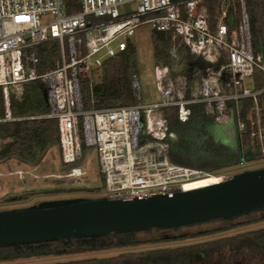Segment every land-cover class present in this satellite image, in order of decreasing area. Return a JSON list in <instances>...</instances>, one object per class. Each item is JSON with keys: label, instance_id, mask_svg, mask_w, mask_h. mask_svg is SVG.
<instances>
[{"label": "built area", "instance_id": "built-area-1", "mask_svg": "<svg viewBox=\"0 0 264 264\" xmlns=\"http://www.w3.org/2000/svg\"><path fill=\"white\" fill-rule=\"evenodd\" d=\"M67 1L80 10L67 13ZM130 3L135 13L120 11ZM240 4L238 25L230 29L225 20L231 0H219L212 23L205 0H0V125L55 119L65 169L62 174L40 175L38 164H31L30 170L17 169L7 176L78 184L87 176L80 165L96 153L106 198L184 191L186 181L209 174L169 159L171 132L164 110L176 109L183 124L198 105L217 126L234 120L239 141L248 137L252 153L264 154V89L254 90L252 80L255 69L264 72V62L255 59L246 4ZM143 25L171 35L173 60L178 61L183 45L209 66L197 73L193 84L183 73L171 76L164 68L156 69L159 102H142L136 78V105L85 110L80 83L93 84L105 61L123 53ZM50 41L59 57L45 70L38 47ZM32 82L46 87L49 114L15 117L11 102H22ZM244 166L245 162L239 165Z\"/></svg>", "mask_w": 264, "mask_h": 264}, {"label": "trees", "instance_id": "trees-1", "mask_svg": "<svg viewBox=\"0 0 264 264\" xmlns=\"http://www.w3.org/2000/svg\"><path fill=\"white\" fill-rule=\"evenodd\" d=\"M244 3L246 4V11L251 26L255 59L258 62H264V0H244ZM218 4L219 0H205L211 23L219 9ZM231 4L232 7L225 22L228 23L230 29H234L237 27L241 17L242 5L240 0H231ZM66 9L67 13H75L80 10L77 3L73 1L66 2ZM151 44L155 69L164 68L171 76L183 73L188 76L191 84L195 82L197 73L204 71L209 66L202 59L191 56L183 45L178 50V61L173 60L170 55L173 45L172 37L169 33L153 31L151 33ZM38 54L41 66L45 70L54 67L55 60L59 57V51L53 41L39 46ZM138 76L137 48L131 42H128V47L123 53L105 61L97 75L98 79L96 78L93 84H90L88 80L80 83L84 109L103 110L136 105L138 102L133 88V81L136 78L138 79ZM252 80L254 90L264 89L263 71L258 68L255 69ZM46 91V87L40 82L29 83L22 102L15 100L11 102L14 116L23 118L48 115L50 107L44 100ZM260 99L264 115V93ZM164 114L168 120L169 131L178 139L175 144H170L169 159L173 163L182 167L204 171L209 175L218 177L223 169L239 167L241 162L250 163L255 160V155L251 151V141L246 136H244L242 141H239L235 150L216 142V138L213 137L215 122L206 115L203 105L194 106L189 121L183 124L177 119L176 109L166 108ZM58 141V123L55 119H34L0 125V161L16 157L28 165H37L51 147L59 144ZM75 191H78V189H57L48 192V194ZM259 215H262L261 219L256 221L255 216ZM242 220H246L244 224L262 222L264 221V211L250 213L235 221H218L223 228L212 233L234 229L238 227L239 224L237 223ZM180 230H168V232L177 233ZM166 232L148 230L147 232H129L128 234L112 233L102 238H72L67 244L52 242L0 248V262L52 255L87 254L110 251V249L137 248L148 243L176 242L208 234L186 235V237L176 236L165 240L143 241L140 238V235ZM251 243L264 247V229L233 239L206 243L203 246L167 248L166 250L155 249L136 254L129 252L109 260L93 259L91 261H74L66 264H179L180 259H182L181 256H189V253L196 252L215 256L216 254H221L228 246L243 247Z\"/></svg>", "mask_w": 264, "mask_h": 264}, {"label": "water", "instance_id": "water-1", "mask_svg": "<svg viewBox=\"0 0 264 264\" xmlns=\"http://www.w3.org/2000/svg\"><path fill=\"white\" fill-rule=\"evenodd\" d=\"M47 104V91L44 93ZM171 143L177 142L171 133ZM264 211V167L244 170L219 184L145 197L53 199L0 210V248L102 238L148 230L185 229L235 221Z\"/></svg>", "mask_w": 264, "mask_h": 264}, {"label": "rangeland", "instance_id": "rangeland-1", "mask_svg": "<svg viewBox=\"0 0 264 264\" xmlns=\"http://www.w3.org/2000/svg\"><path fill=\"white\" fill-rule=\"evenodd\" d=\"M136 7L134 4H126L120 10L126 13H135ZM150 25H143L138 28L135 35L130 39V42L137 48V64L139 65L138 80L141 84V98L143 103L159 102L160 92L158 83L155 80V65L153 64L151 33ZM98 79V78H97ZM264 118V117H263ZM264 121V119H263ZM216 142L223 144L233 150L238 147L239 138L237 135V126L234 120L225 122L216 129ZM255 160L250 163H245L242 167H231L223 169L218 176L231 178L244 170H255L264 167V154L254 152ZM87 155L86 162L80 165L86 169L87 176L80 183H75L73 180H19L17 176H7L9 172L17 169L30 170L31 165L20 161L16 157H12L6 161H0V173L6 176L0 177V210H10L13 208L30 207L43 201H51L53 199H70V198H102L105 197L104 179L101 177L99 170V160L96 153ZM38 174L50 175L62 174L65 169L60 161V153L57 146H53L46 152L40 163L38 164ZM78 189V191L70 193L48 194L52 190L57 189ZM27 196V197H25ZM25 197V198H23ZM262 215L255 216V220L259 221ZM246 220H242L238 227L224 232L220 231L223 226L218 222L206 223L202 226L186 227L177 233H152L140 235L141 240L148 241L153 239H167L171 237H186V235H199L208 233L205 236L186 238V240L167 242V243H148L137 248L129 249H110V251L91 252L87 254H72L67 256H48V257H33L29 259H16L14 261L0 262V264H66L74 261H91L109 260L123 254L144 253L148 250L167 249V248H186L193 246H203L206 243L222 241L224 239H233L250 234L264 229V221L252 224H244ZM236 224V225H237ZM192 254V260L186 264H264V248L251 243L243 247L228 246L220 254L209 256L205 259L196 258V254Z\"/></svg>", "mask_w": 264, "mask_h": 264}, {"label": "bare ground", "instance_id": "bare-ground-1", "mask_svg": "<svg viewBox=\"0 0 264 264\" xmlns=\"http://www.w3.org/2000/svg\"><path fill=\"white\" fill-rule=\"evenodd\" d=\"M225 179L227 178L220 177V176L217 177V176L207 175V176H204L203 178L186 181L183 189L184 190L201 189L206 186L219 184Z\"/></svg>", "mask_w": 264, "mask_h": 264}, {"label": "flooded vegetation", "instance_id": "flooded-vegetation-1", "mask_svg": "<svg viewBox=\"0 0 264 264\" xmlns=\"http://www.w3.org/2000/svg\"><path fill=\"white\" fill-rule=\"evenodd\" d=\"M216 129H217V125H215L213 127V137L214 138H216ZM260 248H264V247H260ZM186 253H185V255H187ZM189 254H190L189 256H181L182 259H180L179 264H186L189 261H191L192 260V257H191L192 254L191 253H189ZM193 254H196L195 255L196 258L201 259V260L202 259H205L206 257H208V255L207 254H204V253H196V252H194ZM153 264H155V263H153Z\"/></svg>", "mask_w": 264, "mask_h": 264}]
</instances>
